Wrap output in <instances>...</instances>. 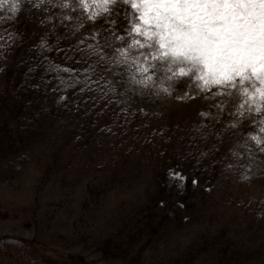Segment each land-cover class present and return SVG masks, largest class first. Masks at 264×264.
Returning a JSON list of instances; mask_svg holds the SVG:
<instances>
[{"label":"rangeland","instance_id":"rangeland-1","mask_svg":"<svg viewBox=\"0 0 264 264\" xmlns=\"http://www.w3.org/2000/svg\"><path fill=\"white\" fill-rule=\"evenodd\" d=\"M64 2L21 0L11 18L8 4L0 8V264H264V153L248 139L257 129L247 119L240 127L239 101L215 90L179 100L193 92L182 79L167 80L166 66L148 87L131 82L141 78L134 69L113 67L105 73L116 86L110 109L88 100L70 110L73 88L57 77L69 81L61 71L69 68L78 78L86 64L74 46L93 29L78 0H67L69 8ZM95 30L100 44L112 39L99 21ZM49 63L59 68L45 72ZM36 74L52 76L57 92L51 84L34 89ZM60 95L66 100L57 103ZM115 109L128 125L120 119L122 127L98 132ZM89 119L95 123L82 129ZM133 124L150 130L137 136L138 153L139 143L129 145L131 156L125 147L115 165L109 153L95 156L117 130L131 136ZM174 166L195 177L196 188L169 185Z\"/></svg>","mask_w":264,"mask_h":264},{"label":"snow or ice","instance_id":"snow-or-ice-1","mask_svg":"<svg viewBox=\"0 0 264 264\" xmlns=\"http://www.w3.org/2000/svg\"><path fill=\"white\" fill-rule=\"evenodd\" d=\"M5 4L9 5L8 18L21 11V0H0V8ZM78 5L93 29L89 34H83L74 46L87 65L83 68L84 80L72 79L76 70L69 68L61 69L69 73V81L57 79L65 88L82 84L79 88L82 103L91 100L93 107L96 105L98 97L84 94L96 90L90 85L99 87L101 80L106 81L104 74L113 67L134 69L141 78L136 79L134 75L131 82L148 87L161 66H166L164 77L167 80L182 79L193 92L189 97V92L185 91L183 96L177 97L179 100L194 98L196 92L215 90L216 94L239 101L236 114L240 118V127L245 126L247 119L248 127L257 129L248 133V139L264 153V0H78ZM62 7H70L67 0ZM118 18L123 19L122 26ZM97 21L103 31L112 36L111 40L104 37L103 44H100L101 31L95 30ZM116 29L119 35L114 34ZM14 31L9 33V40ZM89 39L92 43L86 44ZM40 47L52 51L44 43ZM72 48L70 43L69 49ZM56 50L63 51L59 47ZM109 52L113 55L109 56ZM92 57L96 59L91 60ZM81 60L75 63L79 64ZM58 68L49 63L45 72ZM28 71L31 73L35 68L30 67ZM113 75L119 73L113 72ZM32 87L38 89L39 84ZM48 90L55 92L58 89L53 86ZM100 90L103 92V88ZM161 90L170 94L166 87ZM110 91L112 95L116 94L115 88ZM103 94L108 96L107 92ZM65 100L66 96L60 95L57 103ZM108 106L105 100L104 109ZM166 175L169 185L175 181L177 188L188 182L187 175L178 170V166L169 168ZM191 183L195 187L198 180L194 177ZM209 190L204 188L206 192ZM159 203L163 206L164 201ZM177 206L183 208L184 204L178 202Z\"/></svg>","mask_w":264,"mask_h":264},{"label":"trees","instance_id":"trees-1","mask_svg":"<svg viewBox=\"0 0 264 264\" xmlns=\"http://www.w3.org/2000/svg\"><path fill=\"white\" fill-rule=\"evenodd\" d=\"M87 66V65H86ZM85 66V67H86ZM84 67V68H85ZM37 75V74H36ZM41 75V74H40ZM105 75V74H104ZM37 79H35V83H34V85H36V84H39V88H41V86L42 85H50L51 84V86H50V88H52L53 86V78H52V76H47V75H43V76H39V75H37V77H36ZM77 79H79L80 81H83L84 80V74H83V70L78 74V78ZM93 79H95V77H93ZM9 80V79H8ZM10 81H12V80H10ZM45 81H50V83H45ZM10 84H11V82H9ZM10 84H8V86H10ZM55 85V84H54ZM81 86H83L82 84H78V85H76L74 88H73V91H74V97H75V99L70 103V104H68L69 105V109L70 110H78V108H81V105H79V103H81V101H82V97H81V95L79 94V88L81 87ZM90 87L91 88H94V89H96L95 91H88V92H86L85 94H84V96H96V97H98V100H97V102H102L103 101V108H104V103H105V100H107L108 101V104H109V106L107 107L108 109H110V105H112V101H113V98L112 97H114L112 94H111V91H110V89H112V88H115L116 89V86L115 85H113L112 83H110L108 80H101L100 82H99V87H97V85H95V84H92V85H90ZM101 88H103V92H101ZM57 92V91H56ZM104 92H107L108 93V96L107 97H105V95L103 94ZM116 110V109H115ZM107 114H106V116H105V124L103 125V126H101L100 128L98 127V129H103V131H101V132H107L106 130L107 129H110V128H115V127H122L123 125L124 126H127L128 125V123H129V120H128V118H125V117H122V115H118V113H117V110H116V113H111V110H109V113L108 112H106ZM116 115H117V117L119 118V119H117V117H116ZM124 116V115H123ZM145 116H147V115H145ZM145 116H143V115H141V117H145ZM146 118V117H145ZM120 119H123V121H122V123H123V125L120 123ZM142 120H144L143 118H142ZM140 121V120H139ZM134 123H137V120H134L133 121ZM89 123H95L93 120H91V119H89V120H87V122H83V125L81 126V128L83 129V127L84 126H87V125H89ZM147 123L145 122V120H144V125H146ZM138 126V124L136 125V124H133L132 125V127H131V129H130V131H131V136H125V137H122V135L125 133V130L124 131H120V130H117L118 132H117V134L115 135V136H113V138L114 139H116V141H114V140H110L108 143H106L107 145V148H108V150H98V152H92L93 154L95 153L96 155L95 156H99V155H101V153L100 152H104V155H106V154H108L109 156L107 157L108 159H110V164L111 165H115L114 164V162L115 161H117V159L119 158V157H121V158H123L122 157V152H123V149L126 147V150H127V156H131L132 155V149L130 148V146L129 145H133L134 146V143L137 145V143H139L138 144V146H140L139 148H138V150H137V153L140 151V148H141V145H140V139L141 138H143L144 139V137H146L147 138V133H149L150 132V130H149V128L147 127V128H144V127H137ZM152 128H153V125H152ZM98 132H100V131H98ZM108 133V132H107ZM128 134H129V132H128ZM127 134V135H128ZM152 134H153V137L155 138L156 136H155V132H154V130H152ZM139 135H141V137H140V139H137V136H139ZM149 136V135H148ZM130 138H132L133 139V141L131 142L130 140ZM76 140L77 139H75V142H76ZM77 142H79V141H77ZM77 144V143H76ZM151 146V145H150ZM128 147V148H127ZM153 146H151V148H149V149H147V150H145V153L146 154H148L147 156H149L146 160H147V162L149 163V164H151V166H152V162H155L156 161V155H154V153H153V151L152 150H154V149H156V148H152ZM90 156L88 157V159H91L92 158V160H89V161H95V158L94 157H92V155L91 154H89ZM102 156V155H101ZM127 156H125V157H127ZM103 157V156H102ZM124 157V158H125ZM202 158H205L206 159V156H204V157H202ZM213 158H216L217 159V155H215V156H213ZM212 158V159H213ZM219 158V157H218ZM211 159V160H212ZM105 161V160H104ZM103 161V162H104ZM106 162H108V161H106ZM106 162H104V164H106ZM102 163V162H101ZM175 163V162H174ZM176 163H178V162H176ZM110 165V166H111ZM91 167L93 168V167H95V164L94 165H91ZM168 178V177H167ZM166 178V179H167ZM165 179V178H164ZM193 178H188V182L185 184L187 187H191V188H196V186L194 187L193 185H192V183H191V180H192ZM168 180V179H167ZM210 180V179H209ZM213 180V178H211V180L210 181H212Z\"/></svg>","mask_w":264,"mask_h":264}]
</instances>
